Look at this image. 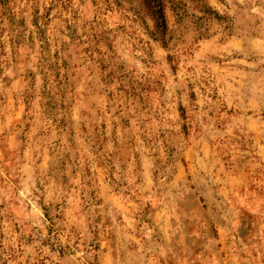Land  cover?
Instances as JSON below:
<instances>
[{
  "label": "rangeland",
  "instance_id": "rangeland-1",
  "mask_svg": "<svg viewBox=\"0 0 264 264\" xmlns=\"http://www.w3.org/2000/svg\"><path fill=\"white\" fill-rule=\"evenodd\" d=\"M0 264H264V0H0Z\"/></svg>",
  "mask_w": 264,
  "mask_h": 264
}]
</instances>
